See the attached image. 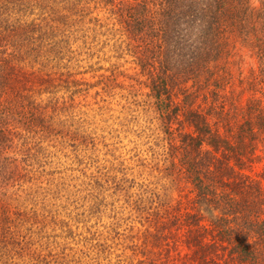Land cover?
I'll return each instance as SVG.
<instances>
[{
    "label": "trees",
    "instance_id": "trees-1",
    "mask_svg": "<svg viewBox=\"0 0 264 264\" xmlns=\"http://www.w3.org/2000/svg\"><path fill=\"white\" fill-rule=\"evenodd\" d=\"M133 1L0 0V264H88L64 252L75 232L47 208L46 175L51 148L86 136L94 57L111 64L106 91L122 87L120 58L134 65L124 77L155 113L150 179L125 188L137 263L264 264V166L250 173L264 162V0ZM232 37L259 63L240 93L220 63Z\"/></svg>",
    "mask_w": 264,
    "mask_h": 264
},
{
    "label": "rangeland",
    "instance_id": "rangeland-1",
    "mask_svg": "<svg viewBox=\"0 0 264 264\" xmlns=\"http://www.w3.org/2000/svg\"><path fill=\"white\" fill-rule=\"evenodd\" d=\"M251 3L252 7L260 6L259 0H251ZM238 40L230 38L231 55L220 62L222 66L227 64L233 74L234 86L227 91L235 90L236 93L242 90L239 76L250 77L259 68L256 54ZM119 64L125 71L124 76L132 77L136 73L134 65L125 58H120ZM100 66L104 69L97 71ZM110 66L102 58L94 57L90 64L80 69L86 71L80 77L96 85L90 88L88 96L78 98L84 113L76 119L85 120L81 130L86 136L79 146L68 140L51 148L52 163L47 171L53 174L46 175L50 180L46 203L47 208L53 209L75 232L72 237L61 240L66 243L64 252L70 256L75 253L79 258L83 251L88 264H108L110 260L112 264H138L134 244L140 236L137 231L144 227L133 212L125 188L130 186L132 192H137V184L150 179L148 171L140 164L151 157L149 136L155 127L151 125L155 113L147 106L149 89L129 78L120 79L122 87L103 89L99 76ZM210 67L212 70V64ZM248 97L245 92L240 101L245 102ZM186 131L191 129L186 127ZM263 166L264 162L257 164L250 173L258 174ZM44 187L47 189V184ZM56 233L62 234L60 226ZM63 235L67 236V231Z\"/></svg>",
    "mask_w": 264,
    "mask_h": 264
}]
</instances>
